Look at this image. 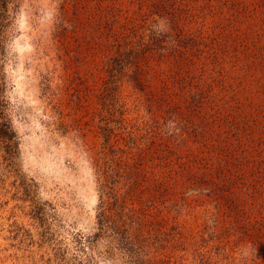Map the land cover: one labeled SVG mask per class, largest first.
I'll use <instances>...</instances> for the list:
<instances>
[{
    "label": "rangeland",
    "instance_id": "obj_1",
    "mask_svg": "<svg viewBox=\"0 0 264 264\" xmlns=\"http://www.w3.org/2000/svg\"><path fill=\"white\" fill-rule=\"evenodd\" d=\"M0 21V264H132L95 234L105 176L139 263L264 264V0H0Z\"/></svg>",
    "mask_w": 264,
    "mask_h": 264
},
{
    "label": "trees",
    "instance_id": "obj_2",
    "mask_svg": "<svg viewBox=\"0 0 264 264\" xmlns=\"http://www.w3.org/2000/svg\"><path fill=\"white\" fill-rule=\"evenodd\" d=\"M1 24V21H0ZM143 42V41H142ZM136 47L130 46L129 48H125L119 51L118 55V61L120 64H125V61H132V57L136 56ZM2 115V109L0 108V116ZM3 117V116H2ZM1 117V118H2ZM1 124L4 125V127H8V121L4 117L1 120ZM100 210L97 214V223L99 230L95 233L100 234L102 232H105L106 230H111L114 234L118 246L128 254L129 260L132 264H141L139 263V256L137 253V249L135 250L132 237L127 233V229L125 227H122L123 223L119 224V218H116L113 216V214H108L107 207L110 202V198L114 197V187L112 185H109V181L107 180V177L102 178V182H100Z\"/></svg>",
    "mask_w": 264,
    "mask_h": 264
}]
</instances>
